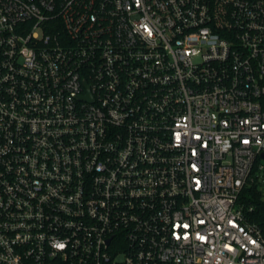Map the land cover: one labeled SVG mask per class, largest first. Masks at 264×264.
<instances>
[{
	"label": "built area",
	"instance_id": "built-area-1",
	"mask_svg": "<svg viewBox=\"0 0 264 264\" xmlns=\"http://www.w3.org/2000/svg\"><path fill=\"white\" fill-rule=\"evenodd\" d=\"M262 153L264 0H0V264H264Z\"/></svg>",
	"mask_w": 264,
	"mask_h": 264
},
{
	"label": "trees",
	"instance_id": "trees-1",
	"mask_svg": "<svg viewBox=\"0 0 264 264\" xmlns=\"http://www.w3.org/2000/svg\"><path fill=\"white\" fill-rule=\"evenodd\" d=\"M244 197L246 198L247 204L253 206L251 212H245L249 216L250 221L255 223L261 229L262 235H264V194L257 188V184L253 183L244 190Z\"/></svg>",
	"mask_w": 264,
	"mask_h": 264
},
{
	"label": "rangeland",
	"instance_id": "rangeland-1",
	"mask_svg": "<svg viewBox=\"0 0 264 264\" xmlns=\"http://www.w3.org/2000/svg\"><path fill=\"white\" fill-rule=\"evenodd\" d=\"M256 173L258 176L257 180H256V184H257L258 188L260 190H262V192H264V170H260ZM245 195H247V194L245 193Z\"/></svg>",
	"mask_w": 264,
	"mask_h": 264
},
{
	"label": "water",
	"instance_id": "water-1",
	"mask_svg": "<svg viewBox=\"0 0 264 264\" xmlns=\"http://www.w3.org/2000/svg\"><path fill=\"white\" fill-rule=\"evenodd\" d=\"M86 97L90 99V96H89V95H88V96H86ZM262 157H264V153H262Z\"/></svg>",
	"mask_w": 264,
	"mask_h": 264
},
{
	"label": "snow or ice",
	"instance_id": "snow-or-ice-1",
	"mask_svg": "<svg viewBox=\"0 0 264 264\" xmlns=\"http://www.w3.org/2000/svg\"><path fill=\"white\" fill-rule=\"evenodd\" d=\"M59 247H61V248H62V247H63V245H59Z\"/></svg>",
	"mask_w": 264,
	"mask_h": 264
}]
</instances>
